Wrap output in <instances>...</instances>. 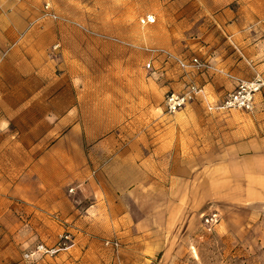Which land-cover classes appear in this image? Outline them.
I'll return each instance as SVG.
<instances>
[{"label": "crops", "instance_id": "0c3cea01", "mask_svg": "<svg viewBox=\"0 0 264 264\" xmlns=\"http://www.w3.org/2000/svg\"><path fill=\"white\" fill-rule=\"evenodd\" d=\"M45 1L48 0H0V167H25L7 193L0 190V229H7V215L16 214L23 222L29 217V223L38 218L52 224L53 237L63 229L78 228L86 234H95L101 228L117 236L123 246L118 257H87L85 252L45 258L35 264H145L150 237L143 229H147L144 227L151 218L154 220L155 216L159 222L162 219L167 225L165 228L180 225L191 218L199 204L212 198L223 205L245 209L252 216L264 212V89L255 95L250 113L207 111L208 106L222 102L237 82L264 81V0H190L189 5L194 7L193 38L189 41L186 59L197 58L207 69L178 70L173 92H182L189 83L196 84L201 93L189 107L202 109L184 110L181 116L205 118L209 124H218L219 136L213 146L217 144L220 149L217 154L220 162L212 167L213 171L204 173L203 180L219 181L222 194L213 197L207 190L198 197L192 187L199 179L193 162L197 154L180 153L179 165H189V168L175 169V206L154 213L143 208L142 220L125 213L118 205L117 193L105 191L102 182H77L61 176L67 172L63 167L75 162L71 152L81 153L78 160L94 165L102 166L108 161L123 165L129 161L132 143L109 142L93 135L114 132L121 137L134 130L128 122L134 117L133 99L126 96L133 91V57L128 56L131 52L125 49L126 78L117 90L109 84H96L95 80L84 78L72 83L69 78L55 76V66L68 69L75 63L83 72L78 77H84L87 62L91 60L87 55L97 53L100 48L85 46L83 37L71 51L66 44L69 32L59 24H42L50 20L43 17ZM162 34L169 40L160 50L175 51V38L182 36L180 30H163ZM59 42L61 49L54 55L51 48ZM139 42L141 49L147 48L145 38ZM71 53L77 57L71 58ZM162 60L166 69L167 63ZM76 85L74 92L72 88ZM113 91L114 99L110 95ZM118 94L123 96L119 98ZM192 147L189 145V150ZM184 148L179 143L174 145V150ZM86 151L96 155L87 156ZM107 152H110L109 159ZM71 184L77 186L69 189ZM183 185L184 191L189 187L185 193L181 192ZM68 189L74 190L79 202L89 200L90 206L77 209L70 203ZM104 206L110 207L109 212L102 210ZM13 228L15 232L19 226L14 224ZM78 233L77 236L81 235ZM13 239L12 254L3 249L0 264H34L19 256L16 247L22 242L18 235Z\"/></svg>", "mask_w": 264, "mask_h": 264}, {"label": "rangeland", "instance_id": "374dc122", "mask_svg": "<svg viewBox=\"0 0 264 264\" xmlns=\"http://www.w3.org/2000/svg\"><path fill=\"white\" fill-rule=\"evenodd\" d=\"M45 2L50 4L52 12L61 20L44 18L50 20H45L42 24L46 22L59 24L69 32V41L65 43L71 47V51H73L72 47L83 41V37L85 46L100 48L97 53L87 55L91 60L87 62L84 77H78V73L83 72L75 63L68 69L55 66V76L69 78L72 83H78L84 78L95 80L96 84H109L108 86H113L117 90L118 84L126 78L125 49L131 52L128 56L133 57V74H131L133 91H129L126 96L128 99L132 96L133 99L134 117L128 122L130 121L129 124L134 126V130L131 134L123 133L121 137L114 132L93 135L109 142L118 140L132 143L133 148L128 150L129 161L123 165L115 162L110 164L109 161L102 166L94 165L78 160V157L81 159V153L78 155L71 152L75 162L69 167H63L67 172L61 176L66 180L77 182H102L105 191H110L113 195L117 193L118 205L125 213L129 212L133 218L142 220L140 215L143 208L147 212L154 213L175 206L173 204L175 169L189 168V165L180 166L177 156L180 153L189 154L191 151L192 154H197L193 162H196L197 166L194 167H197L199 179L192 183L196 194L199 197L210 190L213 197H220L221 183L203 180L205 172L213 171L212 167L219 165L220 162L217 157L220 149L217 148V144L213 146V142L219 136L218 124H209L205 118L181 116L184 110H201L202 108L198 106L189 107V105L174 115H167L163 111L165 95L176 90L175 79L179 69L167 60L164 69L162 60L164 57L149 52V50L164 49L162 46L168 44L169 39H165L163 30H180L182 36L175 38L177 41L175 51L169 53L186 59L189 41L193 38L191 15L194 13V7L189 5L190 0L177 3L176 0H48ZM145 15H152L155 23L140 25L139 20ZM143 38L147 41L148 49L139 47V41ZM61 45L60 42L54 44L51 48L52 52L60 50ZM70 57H77V54L71 53ZM149 62L151 66L146 69L145 65ZM131 75L128 74L130 77ZM72 89L76 92L77 85ZM110 95L115 98L114 91ZM122 96L118 94L117 97ZM177 143L185 148L174 150V145ZM191 144L196 151L189 150ZM86 154L87 156L90 154L91 157L96 155L93 151H86ZM106 157L109 159L110 152H107ZM22 168L0 167L1 191L6 190L7 193V189L19 176ZM58 175L60 176V173ZM75 185L71 184L68 188L72 189ZM181 188V192L185 193L189 187L187 186L186 191L184 185ZM69 189L67 196L70 195V203L77 209L80 210L81 206H90L89 200L83 199L79 202L74 190L70 193ZM73 200L78 202L73 203ZM109 208L104 206L102 210L109 212ZM185 208L188 210L187 205ZM211 212L218 214L219 223L212 232L207 233L202 226V217ZM246 212L245 209L226 206L212 198L207 203L199 204L191 218L188 217L180 225L173 224L165 228L166 223L162 219L159 222L154 216V220L151 218L144 227L147 229H143L150 237L149 249H146L148 254L144 255L148 258L145 264H264V212H260L259 216L258 214L252 216ZM23 220L16 214L6 216L7 229H0V254L3 249L12 254L15 234L22 242L18 247L15 246L18 248L19 256L34 264L45 258L53 259L62 254L78 255L85 252L88 254L87 257H118V252L122 250L120 239H116L117 236L109 233L108 230L100 228L95 234L90 232L86 234L84 230L78 228L63 229L53 237L52 224L48 225L38 218L32 223H29V217L25 218L24 222ZM14 224L19 226L15 232ZM78 231L81 232L79 236H77ZM65 232H69L73 238V249L52 256L37 252L40 245L48 249L54 247L59 236ZM4 236H6L5 246ZM84 239L87 241L83 242ZM107 241H117L118 250L105 246ZM88 242H92V245L88 246ZM119 257H122V254Z\"/></svg>", "mask_w": 264, "mask_h": 264}, {"label": "built area", "instance_id": "2783aa9c", "mask_svg": "<svg viewBox=\"0 0 264 264\" xmlns=\"http://www.w3.org/2000/svg\"><path fill=\"white\" fill-rule=\"evenodd\" d=\"M43 17L50 18L52 20L57 19L56 15L52 12L49 3H44L43 5ZM154 23L155 18L152 15H145L139 20V24L142 26H147ZM149 52L158 53L168 62L171 61L174 63L176 67L183 72L207 69V65L199 61L197 58L183 59L163 50H149ZM150 66L151 63L149 62L145 65V68L149 69ZM261 89H264V81L260 79H255L250 82L239 81L237 82L234 90L227 94L222 102L215 106H208L207 111L224 112L229 110H237L250 113L253 111L254 97L261 91ZM200 93L201 89L194 83H189L186 85L182 92H169L163 99V111L167 115H174L191 105ZM69 192L71 193L72 190ZM218 223L219 216L216 212L208 213L202 217V226L207 233L212 232ZM73 245L74 242L71 234L69 232H65L59 236L54 247L48 249L43 245H40L37 248V252L52 256L58 252H65L69 250L71 247H73ZM105 246L117 251L119 248V243L117 241H107L105 242Z\"/></svg>", "mask_w": 264, "mask_h": 264}]
</instances>
